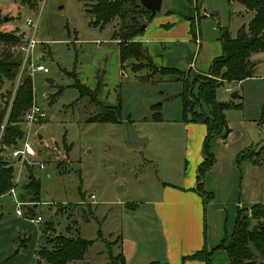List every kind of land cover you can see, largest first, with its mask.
Returning a JSON list of instances; mask_svg holds the SVG:
<instances>
[{
    "label": "rangeland",
    "instance_id": "1",
    "mask_svg": "<svg viewBox=\"0 0 264 264\" xmlns=\"http://www.w3.org/2000/svg\"><path fill=\"white\" fill-rule=\"evenodd\" d=\"M193 1L198 2L199 10L194 12L190 5L189 13L195 15L188 20L193 22L192 33L195 38L198 34L199 42H194L190 32H184L187 40L181 42L180 28L175 38L168 37L176 41L151 43L156 48L148 54L155 67L191 69L196 75H205L196 72L205 71L209 58L219 53L222 32L234 38L254 14L238 0ZM89 4L91 0H46L40 12L38 0H0V30L21 35L19 44L32 33L26 19L38 17L34 58L49 70L28 75L32 81V103L46 113V118L34 123L27 139L36 155L20 162L11 159L9 152L16 142L1 153L13 168L18 192L27 194L22 188L29 175L40 180L38 199L26 201L23 213L28 217L41 216L42 221L36 225L17 218L13 202L2 200L0 264H48L39 259L37 250L45 245L47 236L60 233L95 240L83 260L68 264H106L111 255L119 253L117 234L121 228L138 241L147 257L167 261L160 222L170 216L164 214V219L159 214L169 199L186 200L182 193L187 191L199 199L195 205L202 242L212 251V262L229 264L225 250L216 247L223 240L228 243L238 209L247 213L256 202L264 204V53L252 54V74L240 80V86L235 80L221 79L223 84L216 89V101L240 107L224 111L227 136L220 133L209 142L208 151L216 165L204 176V190L212 198L202 206L203 196L194 189L181 190L176 197L170 194L180 190L191 176L193 164L192 179L196 178V161L203 160L206 125L184 121L182 87L176 75L153 72L143 60L120 61L115 37L120 21L116 18L103 28L89 25L91 17L85 12ZM186 11L175 17L186 15ZM168 15L167 0H162L154 19L146 22L141 17V22H146L142 24V34L148 40L156 38L159 28L154 30L155 23L169 22L173 17ZM149 23L153 27L146 31ZM40 55L43 58H38ZM17 85V79L12 83L3 77L0 91L5 96L11 91L10 102ZM227 86L231 91L226 90ZM80 87L102 105L119 104V121L95 122L101 106L91 101L90 94H82ZM234 91L239 98L230 97ZM192 95L197 98L198 83L194 84ZM155 104H159L161 115L157 121L152 119ZM209 109L200 101V111L208 114ZM128 119L139 135L137 143L127 142L122 121ZM247 147L257 153L260 164L234 160V153ZM125 203L139 207L125 210ZM28 231L33 236L26 240L23 232ZM186 260L180 258L179 264Z\"/></svg>",
    "mask_w": 264,
    "mask_h": 264
},
{
    "label": "trees",
    "instance_id": "2",
    "mask_svg": "<svg viewBox=\"0 0 264 264\" xmlns=\"http://www.w3.org/2000/svg\"><path fill=\"white\" fill-rule=\"evenodd\" d=\"M248 10L253 11V17L248 25L241 27L234 38L223 31L219 41L221 53L214 57L205 75H196L191 72L181 71L175 68L155 67L146 48L137 40L142 34V24L151 21L156 14H151L150 10L144 8L138 0H91L85 12L90 15L89 25L103 28L112 20L118 18L120 27L115 33L118 40L120 61L134 59L138 62L145 61L153 72L173 74L180 81L183 99L184 121L193 123H204L207 127V134L203 141V160L197 168L195 189L203 196L202 202L205 206L212 198L210 193L203 190L202 180L205 172L210 169L215 159L208 151L209 141L215 135L223 133V137L229 133L224 111L230 107H240V104L218 102L215 99L216 89L223 84L221 79L228 81H240L251 76L253 64L250 61L252 54L264 53V0H238ZM196 1V10H199ZM141 17L146 18V22H141ZM191 20V19H190ZM2 19L0 17V25ZM191 33L193 32V22ZM195 34H193L194 37ZM22 36L0 30V89L3 84V77L14 83L17 79L21 64V53L14 49V45L22 42ZM13 47V48H12ZM208 74V76H207ZM198 83V96L194 98L192 88ZM82 94H90L83 87H80ZM91 101H96L101 106L95 122H113L120 119V105H102L93 94H90ZM11 91L7 96L0 91V193H4L14 186L13 168L9 162L1 156L3 148L15 143L18 144L22 138L20 126L23 112L30 108L33 102V91L31 78L23 74L18 82L15 94L10 102ZM200 101L209 106V112L204 113L199 110ZM9 110L7 112V108ZM155 109L152 114L153 120H160L159 104L152 106ZM189 114V119L187 118ZM129 120V119H128ZM1 126H3L1 128ZM13 148V147H12ZM257 153L247 147L236 156L237 163L243 160H251L257 164ZM27 182L23 186V192H19L22 201L38 199L41 184L39 179L32 175L27 177ZM238 209L235 218L234 228L231 237L226 243L224 240L216 248L224 249L229 260V264H264V204H253L247 213ZM29 213V211H28ZM28 215V214H27ZM256 226L255 231L252 227ZM69 229V227H68ZM94 240L79 236L57 234L47 236L45 245H41L37 254L39 259L48 264H68L71 261L83 260L85 253ZM212 251L202 247L192 254L183 256V259H197L204 264H212L210 255ZM106 264H126L122 253L111 255V260ZM149 264H169L161 262H151Z\"/></svg>",
    "mask_w": 264,
    "mask_h": 264
},
{
    "label": "crops",
    "instance_id": "3",
    "mask_svg": "<svg viewBox=\"0 0 264 264\" xmlns=\"http://www.w3.org/2000/svg\"><path fill=\"white\" fill-rule=\"evenodd\" d=\"M190 5H191V7L193 6L194 12H195L196 11V3H194L193 0H167V13L171 14V15H168V17L172 16L173 18L170 19L169 22H165V23H163V22L157 23L156 22L155 23L154 30L156 31L159 28V32L156 33L157 34L156 38H154L152 40H148V38L145 37V35H143V34H141L137 37V40H139L142 43V45L146 48L147 52H149V50L151 52H153V50H155V48H156V45L151 46V43L162 42V41L174 42L175 39H173V38H175L174 36L176 35L177 31H179L180 28L183 31V34H182L183 38L181 39V42H186L187 36L184 35V32H186V33L190 32L191 33V31H190L191 30V25H190L191 22H189L188 18L193 20V16L195 15V13H193L194 15L193 14L191 15V13H189L191 10V8L189 7ZM184 9L187 10L186 15H180V17H175L176 14H179L180 12H184ZM182 17H184L185 19L183 20ZM152 27H153V25L149 23L146 26L145 30L148 31ZM162 27H166V28L170 27V28L168 29V31L162 32L160 30V29H162ZM187 27H188V30H187ZM176 29H178V30H176ZM193 34H195V33H192V35ZM197 36H198V34H197ZM168 37H173V38H168ZM192 39L194 40V37ZM194 42H195V40H194ZM145 44H146V46H145ZM152 45H154V44H152ZM219 48H220L219 53H215L212 57L209 58V62L207 63L208 64L207 69L205 71H201V72L198 71L196 73L206 74L208 72L209 65H210L212 59L221 53L220 41H219ZM38 58H43V55H40ZM38 62L40 63L39 60H38ZM237 154H238V152L234 153V155H233V158L235 161H236ZM201 161H199V160L196 161L197 168H198L199 164L201 163ZM247 162H248V160L241 161L242 164H246ZM248 163H250V162H248ZM258 164H260V163H258ZM258 164H256V165H258ZM215 165H216V161L214 162L213 166L205 172V174L211 172V170H213L215 168ZM193 169H194V164L190 168L191 176L188 175L187 181L183 182V185L180 188V190H178L177 192H175L174 190H171L172 192H175V193H171L170 197H176L177 195H180V193H182L181 190H185L186 188H191V189L196 190L195 186H196L197 180H196V178L192 179ZM196 173H197V170H196ZM205 185H206V177L203 178V180H202L203 190L205 189ZM168 191L169 190L166 189L164 194L167 195V193H169ZM204 191H206V190H204ZM182 194H184V196H185V197H183V199L186 198V200L180 201V200L174 199V198L169 199L165 203L166 209H162V211L159 214V216L161 218L162 217L164 219L167 218L164 216V214H166L167 216H170V218H171V220L169 218V219H166V220L160 222L161 226L163 227L164 254L166 256L167 261H160V260H157L155 258L153 259V258L147 257L148 253L143 252L142 250L139 249L138 241L136 239H134L133 237L127 235L124 232L123 228H121L120 234H117L118 235V245H119V252L122 253L126 264H149V263L154 262V261L161 262V263H169V264H179V259L183 258V256L192 254L195 251L200 250L202 247H206L205 243L202 242L201 227H200V222L198 220V212H197L198 206L195 205L196 203H198L199 199L197 198V196H192L190 191H187L186 193H182ZM90 196H91V198L94 197L93 194H91ZM186 196H189L188 200H187ZM256 203H258V202H256ZM202 206H203V202H202ZM138 207H139L138 205L133 204V203H125L124 204L125 210L132 208V211H135ZM16 217L20 218L17 215H16ZM29 223H31V222H29ZM31 224H34V223H31ZM32 236L33 235H31V233L29 231H28V233L23 232L24 239H26L27 237L31 238ZM207 247H209V246H207ZM212 255H213V253L210 255L211 263L217 264V263L212 262V260H211ZM184 264H204V263L200 260H197V259H187Z\"/></svg>",
    "mask_w": 264,
    "mask_h": 264
},
{
    "label": "built area",
    "instance_id": "4",
    "mask_svg": "<svg viewBox=\"0 0 264 264\" xmlns=\"http://www.w3.org/2000/svg\"><path fill=\"white\" fill-rule=\"evenodd\" d=\"M39 3L41 4V9L42 6H44V3L46 0H38ZM39 12V14H40ZM38 23V17L35 20H32L30 18L26 19V24L32 28V33L27 39L26 42L19 44L15 46V50L21 52V64L17 76V82H19L21 76L23 74L26 75H31L35 71H42L44 73H47L49 70L48 68L43 65L42 63H39L36 61L34 58V51L35 47L38 44L37 40L35 39V31H36V26ZM196 39V43L199 42L197 34L196 38L194 36V40ZM241 81H237V85L240 86ZM227 91H231V87L227 86L226 88ZM46 118V113L38 107L35 103H32L29 109H27L25 112L22 114L20 126L22 130V138L19 140L18 144L10 149L9 155L10 158L13 160H17V162L26 160L28 156L32 157L36 155L35 150L31 147V145L28 143L27 139L31 133L32 126L34 123H36L38 120ZM3 126H1L2 128ZM40 168H43V165L40 164ZM16 184L17 181L14 178V186H12L9 190H7L4 193H0V203L4 199H10L13 204L15 205V214L23 218L31 223L38 224L41 223L42 217L41 216H32L28 217L25 216L23 213V206L28 204L26 201H22L19 198V192L16 189Z\"/></svg>",
    "mask_w": 264,
    "mask_h": 264
},
{
    "label": "water",
    "instance_id": "5",
    "mask_svg": "<svg viewBox=\"0 0 264 264\" xmlns=\"http://www.w3.org/2000/svg\"><path fill=\"white\" fill-rule=\"evenodd\" d=\"M139 3L146 9L150 10L151 14H156L161 10L162 0H138ZM142 28H145V25L142 26ZM49 82H51V79H48ZM230 97L232 99L239 98L240 95L237 91H234L230 94ZM122 123L126 127V137L128 143H137L139 142V135L133 126V124L129 120H124ZM1 217V216H0ZM256 226L252 227V230L255 231Z\"/></svg>",
    "mask_w": 264,
    "mask_h": 264
}]
</instances>
